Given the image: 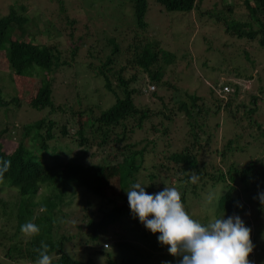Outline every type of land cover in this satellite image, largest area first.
<instances>
[{"label": "trees", "instance_id": "16d2710c", "mask_svg": "<svg viewBox=\"0 0 264 264\" xmlns=\"http://www.w3.org/2000/svg\"><path fill=\"white\" fill-rule=\"evenodd\" d=\"M17 1L0 16V72L17 88L15 95L0 93V109L18 108L23 101L33 109L48 111L45 117L21 123L19 138L10 151L0 144V160L11 161L0 182L15 189L9 197L0 198L2 258L8 264H35L34 249L43 241L52 258L50 264H99L90 258L91 251L76 259L66 252L74 244L73 236L63 230L67 215L53 212L54 199H44L42 210H38L35 198L39 190L47 188L53 194L59 188L60 200L70 199L81 189L85 206L96 201V214L88 211L81 217L86 232L77 236H83L85 245L98 247L96 252L103 257L100 264H178L181 257L170 255L168 246L157 241L160 233L152 234L138 218L120 228L121 232L115 231L122 218L131 214L126 189L132 183H150L145 191L155 193L168 182L180 191L190 218L202 224L207 223L208 212L240 215L251 210L258 226L255 234H250L255 253L248 259L251 264H264V206L255 198L264 191V158L241 162L250 145L264 151V125L257 119L255 105L261 91L253 78L243 76L246 80L240 82L228 78L210 86L215 96L211 104L175 87L165 74L174 57L171 51L178 46L172 45L170 50L146 34L147 0H119L113 7V0H34L40 7L33 16L27 12L28 4ZM153 1L167 12L180 13L176 17L182 20L201 0ZM241 5L242 17L225 23L223 32L264 48V0H241ZM222 9L230 13L233 4ZM40 14L48 28L54 27L65 39L89 43L83 60L79 42L63 47L56 42L35 41L37 23L32 31L28 24L31 17L37 19ZM50 15L56 21L52 22ZM101 24L118 34L131 33V40L122 44L115 34L97 31ZM76 61L85 65L94 83L101 84L104 96H93L97 85L86 90L83 83L76 85L74 79L65 81L57 76L60 69ZM234 70L229 69L230 76L241 77ZM19 79H26L24 85ZM29 85L28 93L21 92ZM157 85L172 91V106L167 107L163 95L155 94ZM223 85L230 91L218 96L215 89ZM240 95L247 98L240 99ZM136 96H144L141 100L145 101L141 103ZM108 99L113 100L104 107ZM221 107L225 112H220ZM13 131L14 125L5 123L0 136ZM243 136L250 140L240 145ZM77 147L80 154L73 153ZM193 172L198 176L195 183L190 180ZM108 179L110 185L106 184ZM207 185L225 190H212L206 205L197 200L191 208L198 199L197 191ZM233 188L238 195L231 193ZM198 208L203 219L192 211ZM28 221L40 227V233L32 238L20 232V226ZM74 225L82 229L81 224ZM245 225L252 226L249 222ZM138 232L139 240H133ZM259 233L262 239H258Z\"/></svg>", "mask_w": 264, "mask_h": 264}, {"label": "rangeland", "instance_id": "374dc122", "mask_svg": "<svg viewBox=\"0 0 264 264\" xmlns=\"http://www.w3.org/2000/svg\"><path fill=\"white\" fill-rule=\"evenodd\" d=\"M14 0H0V16L3 15L7 9L8 5H10ZM26 3L29 5L27 12L31 14H35L38 12L39 4L34 0H18L19 3ZM119 0H113V5L107 2L108 6L112 7L118 3ZM233 4L232 12H228L227 10L222 9V6H226V4ZM53 8V5L50 9ZM38 9V10H37ZM106 11V10H104ZM41 12V11H40ZM91 12V9H89ZM128 14L130 10L127 9ZM243 13V7L241 5V0H201L198 3V6L194 8L188 14H184L182 20H178L176 15H180L178 12H167L160 5L155 3L153 0H147V9L144 15V20L147 23L146 34L151 37V39L157 41L160 45H165L168 49L172 50L178 46V50H172L174 52V57L172 63L167 66L165 77H167L173 85L180 90H186L189 93H194L199 95L205 104H211L215 101V96L210 93V86L216 87L218 83L222 80L230 79H238V81H245L246 79L243 76H251L253 81L255 82V86H260L261 93L258 95L260 99L256 100V116L258 121H260L264 125V48H259L252 42H247L244 39H238L234 36H228V34L223 32L225 23H228L233 17L241 18ZM116 15H119V11H115ZM51 20L56 21V18L52 15ZM122 18V16H119ZM127 21V20H126ZM37 23L36 29L37 35L34 36L36 42H56L61 44L63 47H73L77 46L78 42L81 46V60L84 59L82 57L84 55L83 51L85 47L88 46L89 43L82 44L81 41L77 42L75 40L65 39L64 36L56 33L53 28H48L49 26L46 23L43 14H40L37 19L32 18L28 24V30H35L33 24ZM99 25L96 23V26ZM48 28V29H47ZM97 31H105L107 35L115 34L118 40H121L122 44L128 43L129 39L131 40V33H121L112 31L106 24H101ZM80 33V32H79ZM144 32L140 33L141 36ZM144 36V35H143ZM142 36V37H143ZM182 54H187V56H181ZM0 57H2L0 55ZM234 68V73H238L237 75L241 76L239 78H234L232 75L230 76L229 69ZM233 72V71H232ZM57 76L61 77V79L65 80L67 78H71L68 81L74 79L76 85L84 84L86 90H90L94 87L96 91L93 92V96L99 95L102 97L104 90L101 88V84L94 83L93 79H90L87 71L85 69V65L83 63L79 64L77 61L72 63L71 67L62 68L58 71ZM26 79H19L20 83L24 85ZM57 80V79H56ZM249 80V79H247ZM252 81V82H253ZM215 83V84H214ZM31 85V84H30ZM24 86V89L21 92L28 93V89L31 90V86ZM17 88L15 83L10 81L9 76H5L2 72H0V93L1 95L11 96L15 95ZM171 92L169 89H165L164 87L157 85L155 94L163 95V101L167 105V107L172 106V101L170 100ZM107 95V94H106ZM104 96V94H103ZM220 96V95H218ZM240 99L247 98L246 95L244 97L242 95L238 96ZM139 99L140 102H144V96L135 97V99ZM113 99H108L104 101L103 106H107L112 102ZM138 100V101H139ZM153 100V99H152ZM154 101H157L154 99ZM8 111V112H7ZM47 109L36 110L33 109L25 102H21V106L8 108L6 111L4 109H0V130L3 128V124H8L9 126L14 125V131L12 133L2 134L0 136V144L6 151H10L19 138L20 135V125L22 122L33 121L35 119H39L40 117H45L47 114ZM221 111H224L223 107H221ZM225 112V111H224ZM222 114V113H221ZM50 117H53L54 114H49ZM223 118V117H222ZM172 126L170 125L169 128ZM245 130V129H244ZM249 142L250 139L243 136L240 139V145L244 143V141ZM27 143V142H26ZM73 153L80 154L78 147L73 148ZM246 157V158H245ZM259 157L264 158V151L257 150L253 145H250L247 154L243 155L241 159L253 161H260ZM245 158V159H244ZM149 159H145V164ZM264 164V161H261ZM261 168V166H260ZM109 180V179H108ZM106 184H111L110 180L106 181ZM168 185V182H166ZM109 192H113V189L105 188ZM212 190H216V193L220 191H224L222 187L217 186L215 189H211L210 186H204L203 189H199L197 191L198 199H194L191 208H195V206L199 203L198 201H202L204 205L208 203L209 198L211 197ZM233 195H238L236 188L230 190ZM15 192V189L8 186L4 182H0V198L5 199L12 195ZM59 188L52 194L51 191H47V188H41L35 198L38 200V210H42V206L44 205V199L51 198L56 202L55 207H53V212L58 216V212L65 213L66 224L64 225L63 230L68 234H72L73 239L71 242L74 244L68 247L67 253L73 258H79L81 255L86 254V251H91L90 258L99 264L102 263L103 257H101L97 252L93 245L87 246L83 242V236H77L80 231L86 232V228L84 227V223L81 222V217L86 215L88 211H91L93 214L97 212V204L96 201H90L89 206H85L84 204V194L81 189H76L75 193L71 195L70 199L62 198L60 200V196L58 195ZM60 194V193H59ZM69 194V193H68ZM113 195V193L111 194ZM198 200V201H197ZM251 208V207H249ZM195 215H200L199 219H203L205 216L208 222L213 216L216 218L221 217L222 215H213L208 212L204 216V214L200 211V208L192 210ZM191 211V212H192ZM193 213V212H192ZM225 218H227V214H224ZM240 217L243 219L244 223L249 222L252 224L251 235L255 234V230L257 229L258 223L252 217L251 210H247L245 213L240 214ZM73 218V219H72ZM71 219V222L69 221ZM76 222H74V221ZM133 222L132 214L126 215L122 218L121 224L118 225L115 231L121 232L120 228L124 226H129ZM81 224L82 229H77L76 225ZM72 225V226H71ZM23 235V234H22ZM140 232L136 233L133 240H139ZM258 239H262L261 234L259 233ZM25 236V235H24ZM78 237V238H77ZM251 238V237H250ZM132 239V238H131ZM89 245V244H88ZM87 246V247H86ZM107 249V248H106ZM255 251L250 253V255ZM255 253V252H254ZM0 264H8L5 259L2 258V252L0 248ZM18 264H29L27 261H20ZM256 264V263H254Z\"/></svg>", "mask_w": 264, "mask_h": 264}, {"label": "clouds", "instance_id": "9594fccd", "mask_svg": "<svg viewBox=\"0 0 264 264\" xmlns=\"http://www.w3.org/2000/svg\"><path fill=\"white\" fill-rule=\"evenodd\" d=\"M10 166V160H0V180ZM190 180H198L195 172ZM149 184L134 182L126 189L128 207L133 218H138L148 231L160 233L158 243L168 246L170 255L181 257L178 264H251L248 256L255 245L250 239L251 228L240 215L233 213L225 218L223 212L221 217L213 216L202 224L187 214L176 187L165 185L162 191L147 193ZM255 198L264 206V191ZM20 232L32 238L40 233V227L28 221L20 226ZM34 251L35 264H50L52 258L46 243L41 241Z\"/></svg>", "mask_w": 264, "mask_h": 264}, {"label": "built area", "instance_id": "2783aa9c", "mask_svg": "<svg viewBox=\"0 0 264 264\" xmlns=\"http://www.w3.org/2000/svg\"><path fill=\"white\" fill-rule=\"evenodd\" d=\"M215 91H216V93H218V95H221V94H224L226 92H229L230 87L228 85H223V86L216 88ZM103 247H107V245L104 243Z\"/></svg>", "mask_w": 264, "mask_h": 264}]
</instances>
